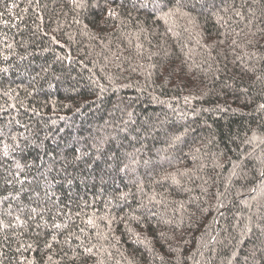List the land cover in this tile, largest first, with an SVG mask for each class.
Instances as JSON below:
<instances>
[{
    "label": "trees",
    "instance_id": "1",
    "mask_svg": "<svg viewBox=\"0 0 264 264\" xmlns=\"http://www.w3.org/2000/svg\"><path fill=\"white\" fill-rule=\"evenodd\" d=\"M0 264H264V0H0Z\"/></svg>",
    "mask_w": 264,
    "mask_h": 264
},
{
    "label": "snow or ice",
    "instance_id": "2",
    "mask_svg": "<svg viewBox=\"0 0 264 264\" xmlns=\"http://www.w3.org/2000/svg\"><path fill=\"white\" fill-rule=\"evenodd\" d=\"M179 2V0H177V3ZM143 6H147V5H143ZM177 10H179V9H177ZM109 15H114V13H112L111 11L109 12ZM165 15H171V13L169 12V13H165ZM2 71H7V69H3ZM5 155H7V153H5ZM17 167H19V165H17ZM33 211L35 212V209H33ZM88 223L89 224H92L93 222H92V220H89L88 221ZM56 227L57 228H60L61 227V225H56ZM55 238V237H54ZM86 251H91V249H86Z\"/></svg>",
    "mask_w": 264,
    "mask_h": 264
}]
</instances>
